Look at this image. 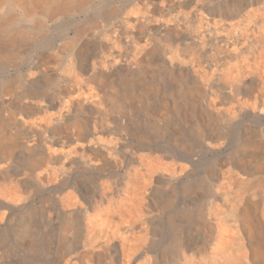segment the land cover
<instances>
[{"label": "bare ground", "instance_id": "1", "mask_svg": "<svg viewBox=\"0 0 264 264\" xmlns=\"http://www.w3.org/2000/svg\"><path fill=\"white\" fill-rule=\"evenodd\" d=\"M0 264H264V0H0Z\"/></svg>", "mask_w": 264, "mask_h": 264}]
</instances>
